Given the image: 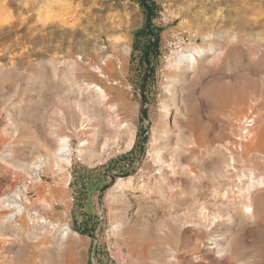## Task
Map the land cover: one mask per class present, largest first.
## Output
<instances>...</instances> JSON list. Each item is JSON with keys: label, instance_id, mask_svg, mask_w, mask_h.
<instances>
[{"label": "rangeland", "instance_id": "1", "mask_svg": "<svg viewBox=\"0 0 264 264\" xmlns=\"http://www.w3.org/2000/svg\"><path fill=\"white\" fill-rule=\"evenodd\" d=\"M146 1L154 11L152 32L159 35L158 49L151 51L148 64L142 57L147 40L135 39L136 32L145 26L144 12L136 0H0V80L4 77L2 73L8 76L5 74L7 83L0 82V154L7 151L10 154L6 161L0 158V198L21 189L27 199L23 201L26 218L16 222L21 233L6 230L4 237L0 236V262L47 264L52 259L54 264H157L158 254L160 264H222L228 254L230 259V253L221 259L216 250L209 249L207 241L210 235L218 233L231 238L234 243L231 248L241 250L245 261L258 263L262 260L264 183L249 195L250 199L244 200L240 197V185L247 182L239 183V178L252 172L255 179L264 182V163L257 158V151H262V140L258 141L257 136L264 128V98L254 97L239 115L238 119L243 118L250 107L255 110L257 124L253 133L256 137L253 134L243 152L231 159L223 148L235 133L237 123L228 120L223 113H212L210 99L204 90L205 85L222 77L230 79L244 73L258 77L260 68H210L193 78L192 102L202 125L206 124L205 133L210 144L202 148L187 144L198 132L185 127L183 140L182 136L179 140L175 135H170L166 142L159 138L165 126L175 130L173 114L165 116L161 103L166 96V66L177 47V40L182 39L185 46H202L216 45L220 41L232 44L239 38L250 41L264 38L260 34L264 31V1ZM109 57L117 76L102 81L112 94L113 90L120 91L128 105L121 106L120 116L134 132L132 147L111 146L91 162L73 156L71 166L63 165V171L58 174L47 173L40 183L33 182L22 166L30 165L47 150L42 142L39 144L41 130L47 128L41 124L43 121H38L42 112L40 85L36 81L40 68H50L49 63L61 59L82 58L83 66L93 74L88 80L96 81L97 74L90 66H102V59ZM13 68L17 69V75ZM51 87L49 95L53 97L52 92L56 93L57 88L54 90L53 84ZM186 91L183 98L187 101L189 90ZM186 101L182 109L184 115H188ZM53 102L50 106L54 110L58 106L62 108L61 104L57 105L59 102ZM8 113L15 114L10 117L13 121ZM50 114L51 109L48 115H52L49 118L53 124H61L60 117L59 120L57 115ZM15 125L18 127L16 134L11 132ZM83 137L89 139L87 134ZM72 145L75 149L77 141ZM156 148L168 149L164 155L171 164L161 176L152 158ZM229 160L235 161L230 163ZM228 163L233 168L227 166ZM128 178L131 179L128 188L115 193L113 187L117 181ZM224 193L227 195L222 197ZM134 195L138 197L133 198ZM246 203L252 207L250 216L243 215L240 210V205ZM33 214L58 226H69L74 232L69 246L59 251L48 248L49 236L30 239L32 228L27 218ZM217 214L225 220H218ZM226 214L232 216V221L225 217ZM195 222L199 225L193 224ZM238 249L231 259L239 253ZM232 261L231 264H237Z\"/></svg>", "mask_w": 264, "mask_h": 264}, {"label": "bare ground", "instance_id": "2", "mask_svg": "<svg viewBox=\"0 0 264 264\" xmlns=\"http://www.w3.org/2000/svg\"><path fill=\"white\" fill-rule=\"evenodd\" d=\"M260 1H264V0H260ZM260 34L264 36V31H262V33ZM204 45L200 46V45L190 44L188 46L187 45L185 46L184 43L182 42V39H178L176 42L177 47L172 52L171 58L168 60V63L166 66L167 72L164 75V78L167 81L166 86H164V90H165L164 93L166 94V96H165V99L161 103V107H162V113L165 116H168V114H171V113L173 114L172 127L175 130L172 131L166 126L163 128L159 139L163 140L164 142H166L169 139L170 135H175L179 137L178 139L180 140V137L182 136V130L185 127L184 129L187 128L189 131H192L194 133L198 132V135L194 137L190 141V143H187V144L193 145L194 147L202 148L206 146L205 145L206 143L208 144L211 143L210 139H208L207 137V133H205L206 131L205 128H207L205 127L206 124L204 126L202 125L200 119L198 118L197 109L194 103L192 102L194 100L193 99L194 87L192 84L193 78L200 72L210 71L211 70L210 68H213V69L214 68H231V69L232 68H260L258 69L259 70L258 77L257 76L255 77L247 73L235 75L233 78H230V79L222 77L220 79L212 80L209 84L205 85L204 87V90H206V93L211 102V109L213 111L212 113L214 114L223 113V115L225 114L226 117H228V120H231V121L233 120L236 123H239V121L243 119L244 117H246L248 114H253L255 116V119H257V116H256L257 113L251 107L247 111V114L243 116V118L238 119V117L243 111H245L244 109L246 108L247 103H249V101L251 100H254V97L258 95L260 98H264V38L255 39L253 41L252 40L250 41L244 38H241V39L239 38V40L236 41V43L232 42V44L229 42L226 43V42L220 41V43H217L216 45H214L213 43L205 45V46ZM82 58L78 60L77 59H67V60L64 59V61L61 59L62 61L60 60L59 62L57 61V62L49 63L50 68H42V69L40 68L41 70V71L39 70L40 74L37 75L36 81H39V84L37 85H40L39 91L41 94V102L39 106H41L40 109L42 110L41 114L39 115L38 121L39 122L43 121V123L41 124H43L44 127H47L46 129L48 132H45L46 129L45 130L42 129L41 137L39 139L41 140L40 143L39 141H36V142L34 141V142L39 143V144H41L42 142V145L44 146L42 147L43 148L46 147L47 150L46 152L44 151L45 153H43V155L39 154L38 158L37 157H36L37 159L35 158L36 160H34L31 164L29 163L30 165L22 166V170H24L23 172H25V174L29 177V179H31L33 182L37 184L40 183L41 177L43 175H46L47 173L51 175H54L56 173L58 174L59 172L63 171L62 170L63 165L71 166L73 156H75L76 158H80V160L91 162L93 159L100 157V155L111 146L114 147V145L121 144L125 146V147L123 146L124 148L130 149L133 145L134 132L131 128V125L128 124L126 120L124 121L123 120L124 118L120 116V111H121L120 109H122L121 106H128L124 101L123 94L120 91H114V90H113L114 93L112 94V92H110L111 90H109L105 82L102 81L103 79H107L109 81L110 78L117 76L116 74L117 72L112 63L113 60H111L110 57L108 59L104 58L102 59V62H103L102 66L101 64L90 66V67H93V69L95 70L94 72L97 74V78H98L96 79V81H92L95 79L88 80V78L91 77L93 74L90 73L87 70V68L83 66V63L81 62L83 60ZM61 66L64 68H61ZM17 69H19V67ZM17 69L13 68L12 71H14L16 74V72H18ZM3 70L5 69L1 68V71ZM10 73H13V72H10ZM5 74L2 73V76L4 77L1 76L3 79V81H1L2 79L0 80V82H2L1 84H3L6 81V78L8 77L7 74H6L7 77H5ZM15 74H14V77L16 78ZM29 76H32V75H29ZM16 80L18 79L16 78ZM34 80H31V81H34ZM35 82H33V84ZM51 84L54 85L55 87L54 90L57 88L56 93L54 91H53L54 93L52 92L53 97L50 96L51 94L49 95L50 88H53L51 87ZM17 85L19 84H16V86ZM114 85H117V83H115ZM186 90H189L187 101L185 100V98H183V95ZM52 98H53V101L56 100V102H59V104L57 105L61 104L60 107L62 108H59L58 106L57 109L54 110L53 109L54 107H51L52 103L50 104V102H53V101L52 100L49 101V99H52ZM185 101L187 102L186 104H188L187 105L188 107L186 106L188 108V110L186 111L188 112V115L185 113L186 116L183 114V111H182ZM50 109H51V114L57 115L58 119L59 117L61 118V124L56 125L52 123V120H50L49 118L52 115L51 114H50L51 116L48 115V112L50 111ZM260 113L263 114L262 112ZM14 115H11L10 113L7 114L8 118H10L11 116L13 117ZM180 118L184 119V120L182 119L183 122L182 120L181 122L180 120H178ZM11 121L13 120L11 119ZM56 123H58V121ZM17 125H15V128L11 129V132H14L15 134L18 132ZM37 133L38 131H36V134ZM85 134L88 135L89 137L88 140H86L83 137ZM192 134H191V138H192ZM253 134L254 133H252V135ZM39 136H40V133H39ZM183 136L181 137V139L183 138ZM50 137H52L54 140V143H53L54 146L51 145L52 141ZM101 138L103 139L101 140L102 143L99 142V139ZM257 138H258V141L262 140V143L260 144V150L262 151H257V158L264 163V128L258 133ZM175 139L177 138L175 137ZM178 139L177 141H179ZM74 140L77 141V146L75 149L73 148V145H72ZM167 148L169 149V147ZM168 149L163 150V148L162 149L156 148V150H154L152 153L153 161L155 165L158 167L157 174L160 176L162 175L161 173L163 172L164 169L166 168L169 169L171 166V164L168 163V160L166 161L165 155H164ZM170 149H174V148L171 147ZM7 152L6 153L1 152L2 154H0V158L4 161H6V158L10 155ZM170 152H173L174 154L173 150L172 151L170 150ZM36 153H37V150H36ZM173 154L171 158H173L174 156ZM171 161H173V159ZM230 163H228L229 165L227 166L230 167L231 166ZM21 164L23 163H20V165ZM23 165H25V163ZM230 168H233V167H230ZM227 169L229 170V168ZM223 171L225 172V169ZM243 181L247 182L245 184L243 183L240 185L241 187L240 191L244 195V196H241L242 194H240V197H244L242 198L244 200L245 198L247 199L252 192L260 188V186H262L264 183L261 179H255L252 172H249V176L247 177H245V175H241V177L239 178V183ZM130 183H131L130 178L119 179L117 183L115 184V186L113 187V190L115 193L123 192L124 190L128 188ZM226 195L227 194L224 193L222 197H225ZM136 197L138 196L136 195L133 196V198H136ZM23 201H27V199L21 189H15V191H13L12 193H8L7 195L0 198V236L4 237L3 234L7 232L6 230L8 231L11 230L12 232L16 234L20 232V230L18 229L19 225H17L16 222L18 220L20 221L22 217L26 218V212H27V209L25 208L26 206L23 205ZM232 201L234 200L230 199V202ZM227 206H230V203H228ZM240 208H241L240 209L241 212L245 216H250L253 213L251 209L252 207L247 205V203L241 204ZM198 209H200V207ZM197 213L199 212L197 211ZM203 216H207V215H203ZM215 216L216 217L218 216V220L219 219L221 220V216H219L218 214ZM225 217H227L228 219V217H230V214H226ZM230 218H231L230 221H232V216ZM27 219L29 222V226L32 228V230L29 232L30 239L38 240L39 238H43L44 236H47V237L49 236L51 238V242L48 244V248L62 251L69 246L70 240L74 236V232L71 230L69 226L67 225L58 226L56 224H53L51 221L47 220L45 217H42L39 214H36L35 217L28 216ZM205 220H206V217H205ZM222 220H225V219H222ZM203 221L204 219L202 218L201 222ZM228 221L229 220H227L226 222ZM193 224H196V222ZM196 225H199V224H196ZM37 228L39 230H37ZM205 228L209 230L208 226H206ZM212 230H214V228ZM214 233H215V230H214ZM226 233L228 234V232ZM207 239H208L207 241L209 243V246H211V248L209 247V249L216 250L215 252L218 255H220V258L223 257L224 255H227L228 253H230V255L233 256L235 255L238 249L237 248L235 250L231 248L233 241L231 240L230 237L229 238L225 237L223 233L222 235H219V233L218 235H214V236L210 235ZM229 239H230V242L232 241L231 243L229 242ZM257 243L259 244L258 240H257ZM22 248H25V247H22ZM260 250H261L260 257L262 260L258 263L245 261V259H243V256L245 255H242L241 250H239V253L236 254V257H232V259H231V256H230V259L228 258L229 254L226 257V259L223 257L224 261L222 260L221 263L231 264L230 261L234 260L235 263L237 264L240 262H241L240 264H264V248ZM3 252H5L4 249H3ZM156 255L158 256L156 259L157 264H160L161 263L160 262L161 259H159L160 255L158 254ZM16 256L17 255H15V257ZM52 261L53 260L51 259V261L46 262V263L54 264ZM0 264H9V263L5 261L4 262L1 261Z\"/></svg>", "mask_w": 264, "mask_h": 264}, {"label": "built area", "instance_id": "3", "mask_svg": "<svg viewBox=\"0 0 264 264\" xmlns=\"http://www.w3.org/2000/svg\"><path fill=\"white\" fill-rule=\"evenodd\" d=\"M255 125L256 119L253 114H248L237 123L235 133L232 135L231 140L224 146L225 152L230 155L232 159H234L233 156L239 155L243 152L246 143L252 136ZM33 215L34 216L30 217H35L36 214Z\"/></svg>", "mask_w": 264, "mask_h": 264}, {"label": "trees", "instance_id": "4", "mask_svg": "<svg viewBox=\"0 0 264 264\" xmlns=\"http://www.w3.org/2000/svg\"><path fill=\"white\" fill-rule=\"evenodd\" d=\"M136 1L144 12L145 26L142 30L136 32L135 39L136 41H139V39L147 40L148 43L144 47L145 49L142 52V57H143V62L148 64L151 51L158 49L159 35L157 33L153 34L152 32L151 21L154 16V11L152 10V8L147 4L146 0H136Z\"/></svg>", "mask_w": 264, "mask_h": 264}]
</instances>
